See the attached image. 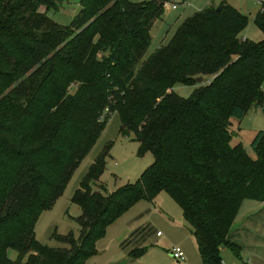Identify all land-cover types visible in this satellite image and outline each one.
I'll list each match as a JSON object with an SVG mask.
<instances>
[{"label": "trees", "instance_id": "1", "mask_svg": "<svg viewBox=\"0 0 264 264\" xmlns=\"http://www.w3.org/2000/svg\"><path fill=\"white\" fill-rule=\"evenodd\" d=\"M165 1L80 0L62 25L47 12L65 0H0V264H87L113 222L161 192L180 206L203 264H223V249L240 257L230 233L243 201L264 202V130L252 158L230 143V126L264 108V39L239 38L248 17L224 1L148 54ZM253 22L264 31V13ZM203 76L211 80L196 82ZM177 84L199 86L181 97ZM114 113L137 156L151 153L153 164L134 183L92 190L108 143L71 200L81 208L79 234L52 236L65 248L42 245L35 222Z\"/></svg>", "mask_w": 264, "mask_h": 264}, {"label": "rangeland", "instance_id": "2", "mask_svg": "<svg viewBox=\"0 0 264 264\" xmlns=\"http://www.w3.org/2000/svg\"><path fill=\"white\" fill-rule=\"evenodd\" d=\"M131 1L138 2L140 0ZM180 1H185L188 5L186 7L177 5V10L171 9L170 4H179ZM224 1L235 8L239 13L248 17L249 23L247 27L240 32L239 38H247L254 42L264 39V31H261L256 23L253 22L257 11L260 10L256 0H170L169 5L163 8L164 12L153 23L151 29L152 43L148 54L157 48L165 46L180 25H182L185 20L192 17L196 12L207 9L209 6L218 8ZM79 9L80 0H65L57 12L50 10L47 13L56 23L69 25L74 16L78 14ZM41 11H43V8H41ZM209 80H211L209 77L203 76L202 84H204V82L208 83ZM197 86L199 85L189 86L177 84L174 86V91L181 97H189ZM75 90L76 88L72 87L69 92L74 93ZM262 90L264 94V85L262 86ZM261 106L263 105L253 107L247 112L239 125L240 130L237 127L238 121H234V119L231 120V131L236 133L237 137L233 138L230 143L232 145L242 144L247 148L252 158H255V154L251 149V142L258 131L264 130V108H261ZM109 117L102 133L93 144L91 151L80 161L78 168L72 174L62 195L57 199L54 205L49 208L48 211L43 212L35 222V237L42 245L49 248H65V244L52 238V236L54 234L65 236V234L71 231L75 235L79 234L80 228L79 224L76 222V218L81 214V208L72 203L71 200L74 193L79 189L80 183L93 164V161L106 148L105 146H107L108 143H113V145L108 157L105 159V162H107L106 168L99 177V181L92 184V190L95 189V187H99V185H103L106 192H112L124 186V184L134 183L139 179L140 174L153 164L154 161L151 153L137 156L138 143L134 141L132 136H124L119 132L121 124L118 115L114 113ZM102 192L104 193V191ZM143 204H148L147 207L150 208L149 212L151 211V220L165 236H169V230L166 226L161 225H163L164 219H167V217L173 218L174 221H177L184 229L187 228L188 230L189 225L183 220V213L180 206L165 192L159 193L153 201V204L150 205L148 202H143ZM187 235L188 236L183 239V244H174L175 247H183L186 251L187 261L202 264L194 236L192 234L190 235V232ZM165 236L163 241H165ZM170 236L173 241L180 239V237L172 233ZM159 246L160 248H164L163 245ZM225 251L223 259L233 254L229 250ZM160 255L165 259L162 260L164 264L176 262L170 257L169 253L166 254V252L162 251H154L144 258L153 259ZM8 256L11 259H16L17 257L13 250L8 251Z\"/></svg>", "mask_w": 264, "mask_h": 264}, {"label": "crops", "instance_id": "3", "mask_svg": "<svg viewBox=\"0 0 264 264\" xmlns=\"http://www.w3.org/2000/svg\"><path fill=\"white\" fill-rule=\"evenodd\" d=\"M241 122H237L238 128ZM143 202L147 201L141 200L135 204L107 228L105 236L96 243V255L90 258L87 264H164L162 255L153 259L144 258L154 251L169 253L173 258L170 250L175 246L174 244H183V239L190 232L189 226L188 230L187 228L185 230L173 218L164 219L161 226H166L170 234L180 237L175 241L171 240L170 234V237L165 236L153 223L150 208ZM242 203L230 233V240L240 246V257L237 258L232 254L223 259L224 251L227 250L223 249L222 262L223 264H264V202L246 199ZM158 232L161 234L157 235ZM164 236L165 241H163ZM159 245H163L164 248H160ZM180 248L185 252V260L179 262L173 258L176 262L170 264H196L187 261L186 251L183 247Z\"/></svg>", "mask_w": 264, "mask_h": 264}, {"label": "built area", "instance_id": "4", "mask_svg": "<svg viewBox=\"0 0 264 264\" xmlns=\"http://www.w3.org/2000/svg\"><path fill=\"white\" fill-rule=\"evenodd\" d=\"M256 2L260 7V12L264 13V0H256ZM168 5H169V1H165L163 8L167 7ZM170 5H171V9L177 10V8H178L177 5L186 7L188 4L185 1H180L179 4L173 3ZM160 234H161V232L157 233V235H160ZM170 254L175 260H177L179 262H183L185 260V252L180 247H175V246L172 247L170 250Z\"/></svg>", "mask_w": 264, "mask_h": 264}, {"label": "water", "instance_id": "5", "mask_svg": "<svg viewBox=\"0 0 264 264\" xmlns=\"http://www.w3.org/2000/svg\"><path fill=\"white\" fill-rule=\"evenodd\" d=\"M218 10H220V8H218ZM203 81V78L202 77H197L196 78V82H202Z\"/></svg>", "mask_w": 264, "mask_h": 264}]
</instances>
